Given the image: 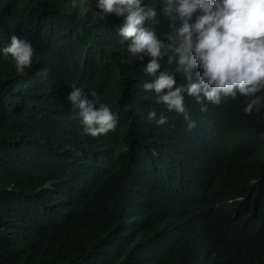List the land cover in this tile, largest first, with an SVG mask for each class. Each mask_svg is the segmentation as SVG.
Listing matches in <instances>:
<instances>
[{"label":"trees","instance_id":"1","mask_svg":"<svg viewBox=\"0 0 264 264\" xmlns=\"http://www.w3.org/2000/svg\"><path fill=\"white\" fill-rule=\"evenodd\" d=\"M75 2L0 0V49L15 35L35 50L23 72L0 52V264H264V102L245 114L239 94H185L189 130L144 91L150 57L121 44L123 18ZM73 83L118 116L114 130L85 134Z\"/></svg>","mask_w":264,"mask_h":264},{"label":"clouds","instance_id":"2","mask_svg":"<svg viewBox=\"0 0 264 264\" xmlns=\"http://www.w3.org/2000/svg\"><path fill=\"white\" fill-rule=\"evenodd\" d=\"M76 6L73 0L72 7ZM95 8L102 20L109 14L123 18L116 28L121 44L127 45L131 57L141 61L150 57L144 72L154 79L143 85L144 91L155 93L156 102L169 112L182 114L189 130L196 122L186 108L185 94L197 103L203 98L213 105L239 94L246 98L245 114L260 111L264 102V96L257 95L264 89V0H162L159 8L143 0H96ZM161 19L171 31L158 35L155 27L145 26L148 21L158 25ZM34 51L29 41L15 35L0 49L11 56L18 72L31 66ZM165 58L169 66L175 65L174 72L162 69ZM175 74H181L186 83L177 85ZM71 88L68 100L82 119L85 134L98 137L116 128L118 116L98 103L96 93L89 99L84 88L75 83ZM201 112H207V107L202 106ZM148 119L158 127L167 123V117H157L154 110ZM260 135L264 137V132Z\"/></svg>","mask_w":264,"mask_h":264},{"label":"bare ground","instance_id":"3","mask_svg":"<svg viewBox=\"0 0 264 264\" xmlns=\"http://www.w3.org/2000/svg\"><path fill=\"white\" fill-rule=\"evenodd\" d=\"M235 220H236V219H235ZM240 221H241V220H240ZM238 227H239V226H238ZM236 229H237V228H236ZM236 229H235V230H236Z\"/></svg>","mask_w":264,"mask_h":264}]
</instances>
